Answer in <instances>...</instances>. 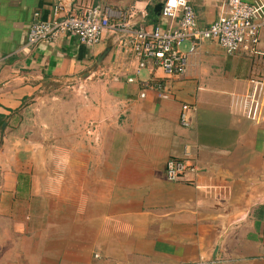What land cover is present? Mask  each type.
<instances>
[{"label":"crops","instance_id":"crops-1","mask_svg":"<svg viewBox=\"0 0 264 264\" xmlns=\"http://www.w3.org/2000/svg\"><path fill=\"white\" fill-rule=\"evenodd\" d=\"M187 1L199 27L223 2ZM157 2L0 0V264H264V121L233 103L264 76V27L253 54L179 41L183 75L139 67L114 30L25 45L33 13L49 20L58 3L175 26ZM171 157L197 170L167 180Z\"/></svg>","mask_w":264,"mask_h":264},{"label":"built area","instance_id":"built-area-1","mask_svg":"<svg viewBox=\"0 0 264 264\" xmlns=\"http://www.w3.org/2000/svg\"><path fill=\"white\" fill-rule=\"evenodd\" d=\"M134 8H126L114 13L108 5H89L80 13L71 12L61 3L52 8V17L42 19L38 11L32 16L26 34V46L42 41H55L62 36H73L80 43L94 45L101 41L107 30L122 34L119 41L132 48L139 58V67L151 59L153 65L167 75H183L187 67V54L177 44L190 39L195 45L200 40H215L227 54L258 52L259 32L264 27V0H223L217 18L206 27H199L191 4L187 0H163L160 11L162 17L176 20L168 29L159 26L151 30L143 28L131 30L130 20ZM160 88L158 81L143 87ZM165 94V93H164ZM144 92L140 93L143 97ZM233 103L244 110L245 116L256 123L264 121V76L251 80L246 94L234 96ZM187 104H182L179 123L188 125ZM197 170L189 158H168L164 175L170 181H184L189 173Z\"/></svg>","mask_w":264,"mask_h":264},{"label":"water","instance_id":"water-1","mask_svg":"<svg viewBox=\"0 0 264 264\" xmlns=\"http://www.w3.org/2000/svg\"><path fill=\"white\" fill-rule=\"evenodd\" d=\"M162 5H163V0H158L156 6L154 7V11L155 12H160L161 11V8H162ZM108 49L105 50L98 58L99 61L102 60V58L104 57V55L107 53Z\"/></svg>","mask_w":264,"mask_h":264}]
</instances>
